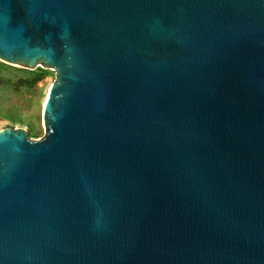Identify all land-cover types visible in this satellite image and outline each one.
<instances>
[{"label":"water","instance_id":"obj_1","mask_svg":"<svg viewBox=\"0 0 264 264\" xmlns=\"http://www.w3.org/2000/svg\"><path fill=\"white\" fill-rule=\"evenodd\" d=\"M0 60V264H264V0H0Z\"/></svg>","mask_w":264,"mask_h":264},{"label":"rangeland","instance_id":"obj_2","mask_svg":"<svg viewBox=\"0 0 264 264\" xmlns=\"http://www.w3.org/2000/svg\"><path fill=\"white\" fill-rule=\"evenodd\" d=\"M55 80L51 67L32 69L0 60V129H25L32 140L42 136V109Z\"/></svg>","mask_w":264,"mask_h":264},{"label":"bare ground","instance_id":"obj_3","mask_svg":"<svg viewBox=\"0 0 264 264\" xmlns=\"http://www.w3.org/2000/svg\"><path fill=\"white\" fill-rule=\"evenodd\" d=\"M51 87V86H50ZM49 91H50V88L48 89V93H49ZM48 93L46 94V98H47V96H48ZM46 98L44 99V103H45V101H46Z\"/></svg>","mask_w":264,"mask_h":264}]
</instances>
